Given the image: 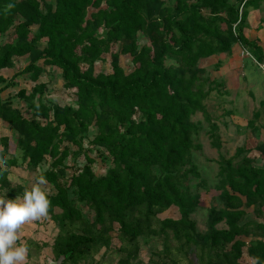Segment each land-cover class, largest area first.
<instances>
[{
	"label": "trees",
	"instance_id": "1",
	"mask_svg": "<svg viewBox=\"0 0 264 264\" xmlns=\"http://www.w3.org/2000/svg\"><path fill=\"white\" fill-rule=\"evenodd\" d=\"M254 2L0 0V39L6 35L0 40V70L16 68L10 78L0 74V120L11 129L0 136V193L22 197L29 186L14 183L12 169L33 172L47 160L33 182L43 174L54 188L46 192L47 216L56 233L51 242L27 239L28 257L31 249L49 248L58 264H102L94 258L104 249L116 254L115 264H143L139 239L155 237L162 248L150 264H240L244 249L253 264H264V219L258 220L264 217V165L248 156L249 149L219 152L213 184L218 202L208 207L203 231L191 218L200 194L188 184L194 178L206 188L193 158L200 148L194 140L201 127L192 119L196 112L207 123L211 145L222 147L205 100L223 82L200 62L229 55L236 43L264 61L262 48L244 34ZM139 33L146 39L141 45ZM106 53L111 71L96 72L95 63ZM121 54L131 57L129 72L119 64ZM20 59L27 63L21 66ZM44 66L59 68L62 86L76 96L73 104L43 101L48 84L38 79ZM27 74L29 91L1 94ZM13 98L25 101L31 113L24 114ZM90 127V143L106 151L110 165L97 175L94 158L85 154L86 163L67 177L69 145L82 149ZM256 149L264 156V142ZM172 205L179 217L158 216ZM249 207L254 217L245 219Z\"/></svg>",
	"mask_w": 264,
	"mask_h": 264
},
{
	"label": "rangeland",
	"instance_id": "2",
	"mask_svg": "<svg viewBox=\"0 0 264 264\" xmlns=\"http://www.w3.org/2000/svg\"><path fill=\"white\" fill-rule=\"evenodd\" d=\"M259 2L263 5L260 11L263 15L262 20L264 21V3L261 1ZM257 3L258 0H255L253 4L254 6L248 9V13L251 8L254 9ZM254 16L255 20L259 18V12H256ZM100 33L103 34L104 30L100 29ZM4 38H6V35H4L1 39ZM145 42V37L139 33V45ZM43 43L44 42H41L40 45H43ZM118 49V44L113 45V51ZM245 57L246 58L243 59V63L246 64V67H243L241 72L239 71V75L236 77H234V75L228 77L225 76V80H222L223 86H219L214 89L205 100L208 112L219 126V133L222 141V147L219 151L210 143L209 136L206 132L208 126L203 120L202 113L196 112L192 116L194 121L201 122L200 130L194 139L195 142L200 145V148L194 150L193 158L197 163L201 176L206 180V188L197 187V185H195L197 180L194 178H190L188 181L192 190L199 192L200 194V204L196 211L191 214V218L196 221L197 229L200 231L205 230V220L208 207L210 205L217 204L218 202L215 200L218 191L214 189L213 184L217 181V158L219 152L229 156L234 153L236 147L244 146L246 149H249L248 156L253 157L256 164L264 165V156L256 149L258 144L264 142V107L260 105V101L264 97V69L261 67L260 63L253 61L251 57ZM109 60V54H104L103 58L95 63L96 72H110L111 66ZM169 61L170 59L168 62ZM211 62V59L201 60L200 65L208 68L212 79L221 80L218 77L219 75L217 69L213 67L214 63L210 64ZM19 63L23 66L27 63V61L20 59ZM19 63L18 65L20 66ZM39 63H41V61H39ZM119 64L126 72H129L134 68V64L129 54H121L119 57ZM15 71L16 68L4 70L2 75H4L5 78H10ZM241 73H243V75ZM38 81L46 82L48 84V89L43 96V101L46 103H74L76 96L73 90L65 89L62 86V78L59 68L57 69L52 66H44V71L39 76ZM32 86L33 82L28 77V74L20 76L17 78V85L11 87L9 94L15 93L20 87L29 91ZM13 99L14 104L23 109L24 114L29 115L31 113V110L26 109L25 101L19 98ZM256 111L260 112L258 113V117L255 119L253 125H248V120L253 119V113ZM1 132L9 131L1 129L0 133ZM94 134L95 128L90 127L87 136L83 139L82 149H78L77 146L71 144L69 145L70 154L65 161L67 165V177L69 173H71L72 169H78L86 163L85 154L94 158L92 168L95 174L102 175L108 169L110 165V158L108 157L106 151L103 148L93 146L90 143V139H92ZM13 146L14 145L11 144V150H13ZM48 164L49 160L42 163L41 166L33 172L25 171L21 168L12 169L13 172H11L10 177L14 183L22 182L28 185L30 189L33 183L34 175L45 170L48 167ZM42 188L46 192H54L52 185L45 184L42 185ZM4 192L5 191L0 194ZM246 210L248 212L245 219L253 218L254 214L251 212L252 207L246 208ZM87 215L90 217L91 213L88 212ZM158 216L160 218H177L179 217V212L176 206L172 205ZM262 219H264V217H258V220ZM222 225L223 224H220V226ZM56 227L57 225L48 216L41 217L34 221H28L21 225L19 231L20 240L21 242H27L29 239H45L48 242H51L54 234L56 233ZM114 243L117 244V240H114ZM139 243V258L143 264H150L151 259L154 260L159 257L156 253L157 250L162 248V242L159 239L155 237L147 239L141 237L139 239ZM103 251L104 249H101L96 254L94 261L102 264H115L117 259L116 254L113 251H107L106 253ZM50 253L49 248L42 251L31 249L30 257L26 259L24 264H58ZM183 261V263H186L184 259ZM240 264H253V260L247 256L245 249L242 257L240 258Z\"/></svg>",
	"mask_w": 264,
	"mask_h": 264
},
{
	"label": "clouds",
	"instance_id": "3",
	"mask_svg": "<svg viewBox=\"0 0 264 264\" xmlns=\"http://www.w3.org/2000/svg\"><path fill=\"white\" fill-rule=\"evenodd\" d=\"M46 183L45 175L40 174L22 197L0 194V264H24L28 258L30 248L21 242L19 231L24 223L47 216L51 202L42 188Z\"/></svg>",
	"mask_w": 264,
	"mask_h": 264
},
{
	"label": "crops",
	"instance_id": "4",
	"mask_svg": "<svg viewBox=\"0 0 264 264\" xmlns=\"http://www.w3.org/2000/svg\"><path fill=\"white\" fill-rule=\"evenodd\" d=\"M261 2L264 3V0H262ZM263 7L262 4H260L258 7H254L250 9L248 16H247V25L244 28V34L252 40H255L257 42V44L262 48V53H263V57H264V21L262 20V13L260 11V9ZM256 12H259L260 16L259 18H257L255 20V14ZM263 25V26H262ZM248 50L244 49V47L239 44L236 43L233 45L232 47V51L229 55L225 54V53H221L219 55H215L206 59H211V63L213 64L216 61L220 60L221 64L219 66V68L217 69L218 72V77L221 80H225L224 77H228V76H233L236 77L237 75H239V71H242L243 67H246V64L243 63V59H245V56H249L253 59V61L258 62ZM206 59H202V60H206ZM260 64H264V61L261 62ZM4 70H9L7 69H2L0 70V74H3L2 72ZM243 75V73H241ZM4 76V75H3ZM5 77V76H4ZM232 81V80H231ZM9 90H5L3 91L1 94L3 95H8ZM6 92V93H5ZM14 101V99H12ZM7 130L9 132H1L0 136H5V135H10L11 133V129L10 126L8 125L7 122H4L2 120H0V130ZM10 177V176H9ZM11 179V177H10ZM12 180V179H11ZM31 254V253H30ZM50 255V254H49ZM47 255V256H49Z\"/></svg>",
	"mask_w": 264,
	"mask_h": 264
},
{
	"label": "built area",
	"instance_id": "5",
	"mask_svg": "<svg viewBox=\"0 0 264 264\" xmlns=\"http://www.w3.org/2000/svg\"><path fill=\"white\" fill-rule=\"evenodd\" d=\"M248 53V52H247ZM261 67L264 69V64H261Z\"/></svg>",
	"mask_w": 264,
	"mask_h": 264
}]
</instances>
